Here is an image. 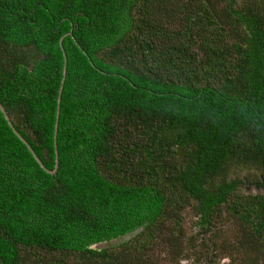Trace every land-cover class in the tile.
I'll return each mask as SVG.
<instances>
[{"label": "trees", "instance_id": "trees-1", "mask_svg": "<svg viewBox=\"0 0 264 264\" xmlns=\"http://www.w3.org/2000/svg\"><path fill=\"white\" fill-rule=\"evenodd\" d=\"M64 57L54 174L0 111V264H178L186 204L189 243L225 209L264 264V195L228 176L264 182V0H0V104L50 171Z\"/></svg>", "mask_w": 264, "mask_h": 264}, {"label": "rangeland", "instance_id": "rangeland-1", "mask_svg": "<svg viewBox=\"0 0 264 264\" xmlns=\"http://www.w3.org/2000/svg\"><path fill=\"white\" fill-rule=\"evenodd\" d=\"M234 171L229 173L230 179L240 178L245 183L240 185L238 192L243 195H257L264 194V186L261 184V179L258 182L254 179L260 178V176L252 171ZM249 177V178H247ZM249 180V181H248ZM253 180V181H252ZM260 182V183H259ZM182 219V229L184 236L181 238V249L183 248V256L176 261L178 264H241L242 253L238 254L235 250L226 251L224 249V243H228L232 246L234 241L233 231L237 229L234 222L227 215L225 209H222L221 216L216 222V229H219L215 234H207L203 236V243L197 241L196 243H189L187 240L192 235L196 234L199 228H195L196 217L192 208L186 204L179 213ZM235 228V229H234ZM200 236V237H201ZM196 240V238H195ZM151 264H175L171 259V255L168 256L167 248L161 241L160 246H157L150 252ZM184 258L188 259V263Z\"/></svg>", "mask_w": 264, "mask_h": 264}, {"label": "water", "instance_id": "water-1", "mask_svg": "<svg viewBox=\"0 0 264 264\" xmlns=\"http://www.w3.org/2000/svg\"><path fill=\"white\" fill-rule=\"evenodd\" d=\"M62 40H60V44L62 43ZM63 51V55H64V50L62 48ZM66 57H64V69H63V77H62V81H61V86L59 89V93H58V99H57V111H56V120H55V127H54V147H55V167L54 170L50 171L47 170L44 165L41 163V161L39 160V158L36 156V154L34 153V151L32 150V148L29 146V144L26 142V140L15 130V128L13 127V124L11 123L8 115L6 114L5 109L3 108V106L0 104V111L2 112V114L5 117V120L7 121L9 127L12 129L13 133L17 136V138L27 147V149L31 152L32 156L34 157V159L36 160V162L39 164V166L44 169L47 173L49 174H54L58 168V153H57V145H56V139H57V130H58V121H59V114H60V102H61V94H62V90H63V84L65 82V78H66ZM131 238V235H127L121 239L115 240V241H111L109 243H104V244H100V245H96L93 248L94 249H102V248H110V247H115L120 245L121 243L129 240Z\"/></svg>", "mask_w": 264, "mask_h": 264}, {"label": "flooded vegetation", "instance_id": "flooded-vegetation-1", "mask_svg": "<svg viewBox=\"0 0 264 264\" xmlns=\"http://www.w3.org/2000/svg\"><path fill=\"white\" fill-rule=\"evenodd\" d=\"M261 184H263V186H264V182H261ZM260 195H264V194H260ZM200 241H201V242L204 241L203 237H200ZM184 260H185V262L188 263V259H187V258H184Z\"/></svg>", "mask_w": 264, "mask_h": 264}]
</instances>
